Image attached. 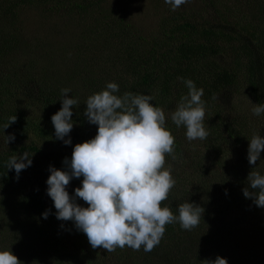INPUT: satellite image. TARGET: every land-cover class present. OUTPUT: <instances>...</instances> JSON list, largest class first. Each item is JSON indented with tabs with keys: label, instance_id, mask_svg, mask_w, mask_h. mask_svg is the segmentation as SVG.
Returning <instances> with one entry per match:
<instances>
[{
	"label": "trees",
	"instance_id": "obj_1",
	"mask_svg": "<svg viewBox=\"0 0 264 264\" xmlns=\"http://www.w3.org/2000/svg\"><path fill=\"white\" fill-rule=\"evenodd\" d=\"M106 1L0 0V13L14 18L23 5L35 7L47 5L50 9H60L66 3L74 9L95 13L93 5L98 6ZM210 6L209 3L208 7L212 8ZM214 12V17H210V15L200 16L188 10L170 11L168 15L160 18L155 33L140 31L146 34L143 36L132 29L130 20L122 13L106 6L101 14H98L101 22L108 24L109 27H101L106 37L101 38L103 40L99 42L98 54L103 56L100 57L95 53L97 55L95 58L98 59L95 62L98 64L96 68L88 65L89 59L86 57L83 62L89 68L85 71L87 72L85 78L91 77L89 81L92 83L94 94L104 90L109 82L119 86V91L114 93L118 96H123L126 92L135 95L154 92L155 99L151 103L166 110L169 115L175 111L181 97L189 92L179 78L182 77L185 81L191 79L197 89L204 90L201 99L205 107L203 123L208 132L205 140L188 141L186 128L183 125L177 127L172 122L171 116L169 120L166 116L165 127L175 137V143L173 154H165L164 167L170 168L175 185L170 190L168 198L161 203V207H169L177 216L178 206L184 202L195 203L204 208L199 225L191 231L182 229L178 222L166 224L160 243L148 252L161 261L169 259L173 264H200L204 260H214L211 259L212 256H207L219 248L215 237L226 232L225 226L218 228L217 222L224 219L228 213H251L259 221L260 229L264 233V208L257 207L251 199L243 195L242 191L248 186L244 187L242 183L247 181L254 167L264 175L263 165L259 162L251 165L247 159L250 139L254 135L264 138V113L256 116L252 112L257 104H264V26L255 23L252 16L247 18L246 23L239 29H233L232 26H226L224 21L217 24V18L223 20L224 13L216 8ZM0 47H2L1 43ZM222 58L230 59L231 62L219 64L218 61ZM108 62L116 63L118 66L111 67ZM93 69L96 71L93 72ZM99 73L108 74L106 83L98 77ZM232 88L241 91L249 110H242L240 103H237L235 107L241 109L243 114H240V110L232 109L228 115H223L221 107L214 104L216 101H223L221 95L228 94ZM24 94L28 100L33 97L30 91H25ZM52 95L55 94L49 91L43 96L46 105L55 104L56 100ZM174 106L175 108L170 112ZM86 107V104H83L80 110L73 112V129L69 134L71 145H65L63 141L57 140L55 131L52 132L54 139L52 146L55 148L56 156H51L47 149L39 148L36 144L25 143L19 133L25 126L24 118L14 108L8 112L4 110L0 125L9 122L10 117L16 116L17 120L12 123L14 126L11 130L19 132H15L17 138L14 141L5 145L0 144V189H13L16 172L14 169H8L7 162L10 157H19L24 152L33 155V163L20 173V177L45 172L48 179L51 174L50 166L68 171L63 163L65 157L70 160L74 146L88 141L90 129L94 126L84 116ZM58 111L57 108L50 109L48 114L50 119L43 116L44 124H50L53 129L51 117ZM235 111L239 113L238 116H235ZM180 128L182 132L178 135L177 129ZM196 144L207 150L206 155H211L212 165L217 166L220 172L233 174L230 181L214 189L213 196L207 191L203 178L205 169L203 163L209 158L199 152H191V147ZM223 152L228 156L219 158ZM196 155L202 158H192ZM38 156L42 158H37ZM40 167L42 169L39 171ZM234 170L238 173H233ZM82 180L83 177L73 178L66 186L70 196H74L75 189L82 186ZM36 185L41 186L39 183ZM226 189L227 194H225ZM37 195L38 201L33 194L29 200L25 188L19 187L14 194L15 206L25 216L21 220L22 227H32L35 233L48 235L53 253L57 255L54 259L55 264H108L109 258L121 264H139L137 256L145 254L143 245L139 250H133L128 246L117 247L112 257L101 261L98 248L95 252L86 250L87 246L91 245L82 231L78 249L75 252L71 250L65 243L67 237L72 235L70 230L75 228L74 222L58 220L51 197L48 194L45 197ZM44 201H47L45 207ZM76 203L88 207L80 198H77ZM48 210H50L48 218L42 219L41 213ZM211 231L215 232L212 237ZM212 246L214 247L204 256L205 249ZM257 247L264 250V236ZM228 264H245V262L239 259L231 260Z\"/></svg>",
	"mask_w": 264,
	"mask_h": 264
},
{
	"label": "rangeland",
	"instance_id": "obj_2",
	"mask_svg": "<svg viewBox=\"0 0 264 264\" xmlns=\"http://www.w3.org/2000/svg\"><path fill=\"white\" fill-rule=\"evenodd\" d=\"M209 3L212 8L208 7ZM106 6L122 13L126 19L130 20L134 31L143 33H155L160 18L172 11L165 0H107L98 6L93 5L95 13L74 9L69 7L68 3L60 9H50L47 5H39L38 8L23 5L14 18L0 13V43L2 44L0 47V123L3 120L4 110L8 112L12 108L25 120L22 132L12 131L13 124L4 129L9 122L1 124L0 144H6V135L14 134L16 139L15 132H19L20 138H23L25 143L36 144L39 148L47 149L51 156H56L55 148L52 146L54 144L52 132L55 128L52 129L50 124H44L43 116L48 117L50 109L62 108L60 100L63 88L71 89L68 93L69 97L78 100V104L73 106V112L80 110L83 104H86L87 98L94 94L92 83L89 81L91 77L85 78L87 73L85 71L89 68L83 62L86 57L89 59V66L96 68L98 65L95 64L98 60L95 58L97 56L95 53L98 54L99 42L103 40L101 38L106 37L101 27L109 28L108 24L101 22L98 14H101ZM215 8L224 13V19L217 18V24L224 21L226 26L239 29L246 23L247 18L254 16V22L264 26V0H188V3L176 10H188L200 16L214 17ZM143 33L141 35L145 36L146 34ZM98 56L103 55L98 54ZM230 62V59L225 60V58L218 61L219 64ZM108 63L111 67L118 66L116 63ZM95 71L93 69V72ZM98 77L106 83L108 74L99 73ZM25 91L32 93L31 100L27 99ZM49 91L55 94L52 95L56 100L54 105H46L43 100V96ZM146 95H154V92ZM221 98L223 101H216L214 105L221 107L223 115H228L232 109L240 110V114L241 109L249 110L248 103L243 100L240 90L235 91L232 88L228 94L221 95ZM237 103H240L241 109L235 107ZM174 108L175 106L170 112ZM164 112L169 120L170 115L166 110ZM238 115L239 113L235 111V116ZM180 130L181 128L177 129L178 135L182 132ZM97 131L98 125L92 126L88 140L94 138ZM190 150L192 153L199 152L209 158L206 163H203L205 168L203 178L207 191L213 196L214 189L230 181L233 174L220 172L217 166H213V158L211 155H206L207 150L199 144L194 145ZM226 156L228 154L223 152L219 158ZM192 158L202 157L196 155ZM257 162L264 166V152H261ZM41 167L38 168L39 171ZM233 173L237 174L238 171L234 170ZM46 175L45 172H37L32 176L20 177L18 181L17 179L14 181L13 189H0V250L12 251L21 264H55L54 259L57 258L48 241V235L45 236V233L41 232L35 233L32 227L21 226V220L25 216L18 211L14 202V194L19 187L25 188L29 200L32 194L37 201L39 200L37 194L45 197L48 189ZM38 183L41 186L37 187ZM242 184L245 187L247 181ZM46 202H43L44 207ZM44 212L41 213L42 219H44ZM217 226L218 228L225 226L226 232L216 235L215 239L219 248L210 252L211 254L207 257L212 256L211 259L215 260L217 256H220L227 259L228 263L231 260L240 259V261L244 260L245 264H264V250L257 247L264 233L260 229L259 221L251 213H228L224 219L217 222ZM70 231L72 235L67 237L65 244L75 252L82 235L76 227L73 230L71 228ZM214 233L211 231V237ZM213 247L206 248L204 256ZM96 249L91 246L86 248L90 252H95ZM144 252L145 254L137 256L139 264H173L169 259L161 261L154 254ZM98 253L101 255L100 260L103 261L107 257H112L114 251L108 252L101 247L98 248ZM129 262L131 263V260ZM108 264H121V262L109 258Z\"/></svg>",
	"mask_w": 264,
	"mask_h": 264
},
{
	"label": "clouds",
	"instance_id": "obj_3",
	"mask_svg": "<svg viewBox=\"0 0 264 264\" xmlns=\"http://www.w3.org/2000/svg\"><path fill=\"white\" fill-rule=\"evenodd\" d=\"M175 11L188 0H165ZM181 82L189 89L181 97L170 116L172 122L186 128L188 141L205 140L208 132L204 127L205 107L201 97L204 90L197 89L194 82ZM71 89H61L62 108L51 117L55 138L71 145L73 129V106L78 100L69 97ZM119 86L109 82L106 88L90 95L86 100L84 116L88 122L98 125L94 138L74 146L71 159L63 163L68 171L49 167L47 194L54 201L56 218L73 221L77 230L86 234L93 249L103 248L113 252L117 247L128 246L133 250L149 252L160 243L165 225L178 222L184 230L191 231L199 225L204 208L184 202L179 204V215L169 207H161L175 185L170 168H165V154H173L175 137L166 129V115L161 107L151 102L154 95H115ZM254 115L264 113V104L253 107ZM17 120L9 118L7 129ZM68 137V139H65ZM15 140V135H6L5 143ZM264 152V138L254 135L250 139L247 159L256 165ZM32 154L24 152L12 156L8 169H14L17 181L20 173L33 163ZM174 158V157H173ZM83 177L82 186L70 196L66 186L73 178ZM243 195L260 208H264V175L253 170L247 177ZM227 194V189L225 190ZM77 198L88 207L76 203ZM50 210L43 213L48 218ZM0 264H21L12 251L0 250ZM202 264H228L227 259L217 256L215 260H204Z\"/></svg>",
	"mask_w": 264,
	"mask_h": 264
}]
</instances>
